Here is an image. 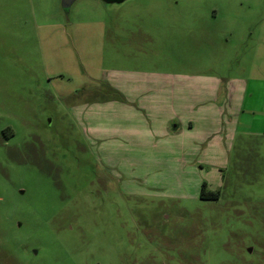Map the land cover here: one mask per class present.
Listing matches in <instances>:
<instances>
[{
  "label": "rangeland",
  "instance_id": "1",
  "mask_svg": "<svg viewBox=\"0 0 264 264\" xmlns=\"http://www.w3.org/2000/svg\"><path fill=\"white\" fill-rule=\"evenodd\" d=\"M0 264H264V0H0Z\"/></svg>",
  "mask_w": 264,
  "mask_h": 264
},
{
  "label": "trees",
  "instance_id": "2",
  "mask_svg": "<svg viewBox=\"0 0 264 264\" xmlns=\"http://www.w3.org/2000/svg\"><path fill=\"white\" fill-rule=\"evenodd\" d=\"M201 198L204 200H217L220 198V192H208L207 184L204 183L201 190Z\"/></svg>",
  "mask_w": 264,
  "mask_h": 264
},
{
  "label": "water",
  "instance_id": "3",
  "mask_svg": "<svg viewBox=\"0 0 264 264\" xmlns=\"http://www.w3.org/2000/svg\"><path fill=\"white\" fill-rule=\"evenodd\" d=\"M76 0H62V5L64 8H68L70 6H72V4L75 2Z\"/></svg>",
  "mask_w": 264,
  "mask_h": 264
},
{
  "label": "crops",
  "instance_id": "4",
  "mask_svg": "<svg viewBox=\"0 0 264 264\" xmlns=\"http://www.w3.org/2000/svg\"><path fill=\"white\" fill-rule=\"evenodd\" d=\"M174 129H175V130H177V129H178V127H175Z\"/></svg>",
  "mask_w": 264,
  "mask_h": 264
}]
</instances>
